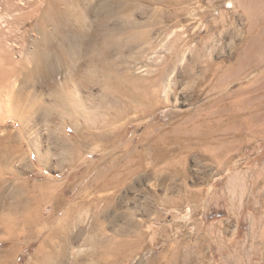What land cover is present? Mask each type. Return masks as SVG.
<instances>
[{
	"label": "rangeland",
	"instance_id": "rangeland-1",
	"mask_svg": "<svg viewBox=\"0 0 264 264\" xmlns=\"http://www.w3.org/2000/svg\"><path fill=\"white\" fill-rule=\"evenodd\" d=\"M8 1L0 0L5 18L0 44L9 50L6 41L14 39L27 60L42 39L37 27L49 0H17L25 16L17 23L8 15ZM92 1L95 13L89 21L99 22L95 14L106 0ZM136 3L149 10L146 19L160 25L161 34L153 40L162 45L159 55L168 70L145 115L120 119L104 114L93 123L66 128L38 112L20 123L9 116L11 102L0 83V217L17 220L14 228L0 222V255L8 256L6 264H264V27L249 15L250 0ZM134 19L145 21L138 15ZM54 28L46 25V33ZM256 52L259 68L250 70L248 64L238 84L223 93L214 90L218 79ZM155 71L161 72L152 67L136 75L152 80ZM65 76L60 70L52 81L62 82ZM206 77L209 81L199 87ZM224 93L227 98L218 99ZM49 94L39 84L30 96L47 104ZM207 114L210 119L197 130V118ZM92 136L98 142L92 143ZM81 137L91 141L81 152L63 145ZM33 144L49 153L48 165L41 163ZM143 156V165L135 166ZM135 168L165 176L164 186L152 177L133 186ZM125 174L130 175L128 185L122 181ZM85 196L98 199V209L74 212L78 221L72 230L85 227L87 234L62 252L58 236ZM165 198L169 203L164 204ZM97 212L98 232H89ZM39 215L47 222L44 227L35 224ZM96 233L98 263L89 245Z\"/></svg>",
	"mask_w": 264,
	"mask_h": 264
},
{
	"label": "bare ground",
	"instance_id": "bare-ground-1",
	"mask_svg": "<svg viewBox=\"0 0 264 264\" xmlns=\"http://www.w3.org/2000/svg\"><path fill=\"white\" fill-rule=\"evenodd\" d=\"M139 1L161 3L164 0ZM9 2L12 5L9 4L11 8L8 7V9L10 8V11H12L7 14L13 22L17 23V21H20L19 19L25 17L21 13L23 5L21 1L20 4L17 0H9ZM136 2L137 0H106L101 6V10L95 14L101 18L100 21L90 22V16L95 13V5L92 0H49L46 10L40 15V23L37 27L42 34V39L36 41L35 45L33 44V53L27 60L21 58L19 44L14 39L5 40L9 50L3 51V46L0 44V75H2L0 76L2 79V81L0 79V83L1 89L7 90L9 97L7 95L6 97L11 102L9 116L23 123L27 117L35 116L38 112H44L42 114L44 118L50 121L59 120L66 128H69V126L73 128L80 121L94 122L98 120V116L104 114H113L114 118L120 119L129 118L132 113L145 115L149 110L148 103L155 99V93H159V81L168 70L164 68L165 62H161L162 57L159 55L162 45H157L153 40V35L161 34L160 25L146 19L149 10ZM262 2V0H250L251 5L248 8V13L250 16L255 17L257 21L260 20L264 27V5ZM59 4L65 5V8H58ZM1 8L0 4V10ZM37 13H39V7L29 15L30 18L32 19L34 14ZM1 14L0 26H3L4 17ZM7 14L4 15L7 16ZM119 14H124L127 17L124 20H119L117 18ZM136 15L145 19V21L137 22L134 19ZM49 24L55 26V31L53 30L54 33L52 32V34L46 33L45 30V26ZM1 35L3 36V34ZM248 64L250 70H256L261 66L262 61L261 58L257 57V52L253 55L251 61L249 58L242 60L237 69L227 72L225 77L218 79L214 90L223 93L227 86L238 84V81L247 72L245 66ZM152 67H158L161 70V72H154L157 74L154 79L151 80L148 75L144 77L145 74L141 77L136 75L149 73ZM60 70L66 71L64 80L62 82L52 81L53 76ZM208 81L209 78L206 77L199 81L198 86L202 87ZM39 84L50 90L49 103L47 104L43 102L44 100L33 99L30 96L32 90ZM222 98H227V95L224 93L218 96V99ZM216 105L210 104L207 106L213 108ZM98 108L101 110L99 115ZM214 114L215 112L212 113V116ZM243 115L245 114H237L233 117L238 118ZM209 119V114L197 118L195 124L197 130L199 128L198 124L202 120L206 122ZM247 121L245 120V122ZM84 141L85 138L81 137L78 142L64 141L63 145L71 151L79 152L83 148L91 146L89 142H98V136H92L91 141ZM111 141L112 137H109L108 142ZM32 147L35 153L39 155L41 163L48 165L49 153L44 155L37 145L33 144ZM144 161L143 156L135 166L138 164L142 166ZM150 163L153 164V162ZM132 174L137 175L133 179V186L148 180L150 177L163 186L166 181L165 176L159 173L152 174L149 171L141 174L140 168H135ZM129 178V174L123 176L122 181L125 185H128ZM107 185L108 182L101 184V187H99L102 188ZM95 188L98 190V182L95 184ZM109 200L112 201L111 198ZM169 201L165 198L164 204L169 203ZM87 207L90 209L97 208L98 199L89 200L85 196L81 202L72 208L75 210H71L67 216L64 232L58 236L61 240V245L59 244L60 251L63 252L68 246L87 234L85 227L79 228L81 224L77 226L79 228L78 232L72 230V225L77 220L74 217V212L76 210L82 211ZM111 207V204H109L107 209L110 210ZM0 222H6L13 228L17 226L15 218L10 220L9 218L0 217ZM46 223L40 215L37 216L35 224L44 227ZM32 224H34V221L29 222L28 227L32 228ZM74 226L76 228V225ZM90 226L89 232L91 230L98 232V212L93 217ZM55 232L52 235H58ZM89 245L94 249L90 256L95 258L98 263V233L90 238ZM59 253L57 252L54 255H60L61 253ZM124 255L127 254L124 253L122 256ZM7 259L8 256L0 255V264H6ZM185 260L188 261V256ZM55 264L63 263L58 262ZM100 264L104 263L101 261ZM106 264H113V262L107 261Z\"/></svg>",
	"mask_w": 264,
	"mask_h": 264
},
{
	"label": "crops",
	"instance_id": "crops-1",
	"mask_svg": "<svg viewBox=\"0 0 264 264\" xmlns=\"http://www.w3.org/2000/svg\"><path fill=\"white\" fill-rule=\"evenodd\" d=\"M126 251H128V249Z\"/></svg>",
	"mask_w": 264,
	"mask_h": 264
}]
</instances>
